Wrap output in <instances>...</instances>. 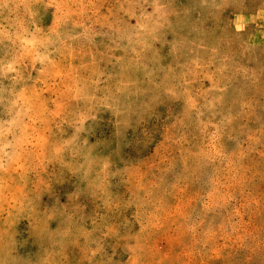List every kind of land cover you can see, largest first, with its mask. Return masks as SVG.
Returning a JSON list of instances; mask_svg holds the SVG:
<instances>
[{"label":"rangeland","instance_id":"374dc122","mask_svg":"<svg viewBox=\"0 0 264 264\" xmlns=\"http://www.w3.org/2000/svg\"><path fill=\"white\" fill-rule=\"evenodd\" d=\"M0 264H264V0H0Z\"/></svg>","mask_w":264,"mask_h":264}]
</instances>
